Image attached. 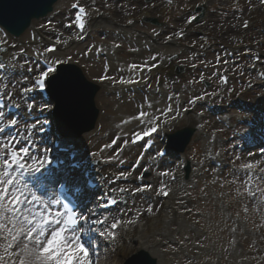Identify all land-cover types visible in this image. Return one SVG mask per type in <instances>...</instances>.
Instances as JSON below:
<instances>
[{"label":"rangeland","instance_id":"rangeland-1","mask_svg":"<svg viewBox=\"0 0 264 264\" xmlns=\"http://www.w3.org/2000/svg\"><path fill=\"white\" fill-rule=\"evenodd\" d=\"M72 1L66 0L63 5L55 8V13L60 11L63 13L55 20L53 27L47 19H44L42 23L35 21L33 26L41 28L46 35L49 34L47 32L49 28L62 27L64 23L70 21L69 4ZM177 1L180 4L172 10L158 8L156 0H124L117 6L108 2L106 4L110 6V9H107L110 14L109 19L105 22H93L90 42L85 45H75L69 50H63L59 56L75 57V62H78L77 66L83 69L85 76L90 81L101 85V82L108 83V81H104L108 77L105 72V62L101 59L95 62L96 60L93 61L86 58L91 43H105L111 52V58H114L119 65H122L140 62V60L149 62L154 51L169 52L170 55H167V57H171L173 54L179 55L189 48L198 49L203 42L201 39L203 35L219 37L218 41L214 43V45L217 43V46H213L210 53L204 54L195 61L193 60L194 56L183 59V55L180 54L167 70L164 68L162 74L152 77L151 82L147 83L146 87L137 93L141 99L145 92L154 89L158 81L164 80L166 82L163 78L166 71L172 72L175 66H182L190 62L192 68H189L185 72V83L188 82L191 86L187 89L183 82L182 85L189 94V98H191L204 88L203 85L198 83L199 78L213 77L214 66L218 65L221 59L220 50L223 47L234 46L235 38L239 36L238 26L240 25V20L250 14L252 6L250 7L248 1H254V4H256L257 0H210L206 6L204 17L190 27L191 36L186 41L170 47L165 44V40L169 37H174L175 32L180 27L186 26L185 19L192 13L190 11L192 7L186 6L183 2L184 0ZM128 15L139 21L138 25L134 28V34H131V36L128 34L130 30L126 28ZM142 16L148 19L156 18L160 22H163V26H152L141 20ZM254 24V28L246 33L248 43L258 45L261 42V45L264 46V19L258 20ZM156 32L158 34H155ZM121 34L125 35L126 39L121 38ZM155 35H158V37L156 38ZM150 36L153 38V42H150L151 40L148 39ZM51 37L53 40L54 34ZM29 42L28 32L22 38H12L7 42L6 52L3 55L12 60L14 54H20V59L17 60V63L25 65V68L31 67L33 72L18 71L15 75L17 77L28 75L31 81L32 75L38 74L37 68L33 64L32 56L39 45L35 46ZM152 48H154V51L149 52L148 49ZM246 49V46H240L238 50L239 55ZM26 61L27 63L25 64ZM237 77H234V85L237 84L234 87H237V90L240 92L241 88L238 86L239 79ZM114 80L117 81L118 78L114 76ZM101 86L102 94L97 97V106L101 111V117H99L95 132L76 140L77 144L84 148L89 158H98V155L113 157L115 149L108 152L109 155H107L105 153L107 148L105 145L114 146L112 141L118 137L117 131L121 130L120 126L123 121L127 120L126 118H134L136 113L137 103L132 100L133 95L130 93L126 94L129 99H126L124 102L123 99L118 97L119 92L111 94L107 85L102 84ZM244 96L239 95L237 97L235 95L233 99H229L226 103L230 114L233 115L236 126L239 121L237 116L241 114L238 108L239 102L242 100L240 97ZM14 98L24 108V101L19 100L18 92ZM249 98H253L251 99V104L256 105V102H261L264 99V89L254 92ZM201 115L202 112L191 113L185 120L179 122L173 128H169V132L174 133L185 127L189 124L190 120L194 126L199 124V126H203L205 124V127L200 128L201 132L188 152L186 151V155L191 158L199 157L202 152V144L207 142V138L210 135L216 134L222 143L219 145V148H216L215 152H218L220 156L222 155L221 157L225 160L228 168L224 176H217L213 172L210 173L209 155L202 170L199 171L197 186L191 190L187 196V200L177 206V213L174 217L176 222L169 225L166 230L167 237L178 238L182 242L179 248H161L165 254L170 255L169 258L167 257L166 264H175V262H183L184 264H231L227 260L229 259L227 254L229 237L227 234L233 220L239 221L242 225V245L239 260L243 261L244 264H264L262 255V250L264 249V202H261L259 198L253 201L247 196L243 183L246 176L239 175V171H244L241 165L247 163H252L255 166L254 169L259 172V175H264V173H260L259 171L261 168H264V152H261L260 149L242 151L240 148L247 147L246 144L248 142V137L242 128L237 126L231 130H227L220 126L215 119L212 121L206 119V123L205 121L200 123L198 119ZM33 116L37 118L36 111L33 113ZM21 129L24 128L21 127ZM134 130V128L131 129L129 135ZM128 160L129 158L126 159V161ZM121 164L123 165V163ZM110 170H115V168H110ZM259 186L264 188V181L259 182ZM191 226L197 229L196 233L191 231ZM157 228L163 229L160 223L157 224ZM135 251V248L132 247L125 248L118 255L111 257L109 262L122 264ZM185 253L191 255V260L187 261L185 259Z\"/></svg>","mask_w":264,"mask_h":264},{"label":"snow or ice","instance_id":"snow-or-ice-1","mask_svg":"<svg viewBox=\"0 0 264 264\" xmlns=\"http://www.w3.org/2000/svg\"><path fill=\"white\" fill-rule=\"evenodd\" d=\"M73 7L78 8L74 23L82 33L85 30L89 13L79 4H74ZM192 19L194 20L195 17ZM188 22L191 23V20ZM245 27H247V22H245ZM2 51L4 49L0 48V52ZM54 51V46L44 50L48 53ZM37 55L44 56V53H37ZM17 59L14 56L8 63L0 59V134L7 132V135H0V264H91L90 250L87 245L93 242L92 233L96 231L92 226L104 225L108 217L102 220L93 218L95 217L94 210L81 209L78 205L67 201L66 197L54 198L49 195L52 191V184L45 183L46 180L59 183L62 191L65 187L79 189L76 199L81 203L87 199L83 187L73 179L71 171L68 170L77 169L75 157L69 150L68 158L72 163L68 165V169H65L63 161L54 162L51 148L40 147L37 140L33 138L34 134H43L47 131L51 123L48 118H36L33 122L27 123L19 119V112L10 118L8 112L5 111V109L19 110L21 108V103L14 98L17 92L19 100L24 101L27 118H31L34 109L40 116L51 111L50 102L37 105L34 98L30 101L25 98L30 93L43 92L46 87L51 88L64 79V74L57 71V65L70 62L71 58L65 61L45 56L46 70L40 71L38 75H32L31 81L28 75L19 77L15 75L18 71L33 72L31 67L25 68V65L17 63ZM153 59L156 58L153 57ZM130 67L133 71L141 70V66L136 64ZM64 73L69 74L66 87L71 92V70L65 69ZM223 79L227 82V77ZM138 82L131 78H121L118 81L122 85ZM206 95L208 94L195 97L190 103L202 100ZM149 107H151L150 103ZM172 111L173 108L169 105L168 112ZM134 119L147 124L148 127L143 132L134 133L136 139L132 143L158 133L159 117L147 111H140ZM21 127L25 129L23 134L19 132ZM117 139L119 137H116L112 143L115 144ZM128 143L129 141H124L125 146ZM110 146L105 145V147ZM118 155L119 152L110 159H116ZM159 155L163 156L164 153L160 152ZM254 167L252 163L241 165L246 176L243 182L245 193L249 197H258L261 202H264V188L259 186V182L264 181V175L257 174ZM259 171L264 173V168ZM128 175L123 172L119 174L125 179ZM161 175L168 176L170 173L165 171ZM172 178L175 179L174 176ZM151 188L152 185L149 184L134 190L120 188L113 191L121 193L131 191L135 195V193L145 192ZM170 191L171 189L162 183L157 194L168 196ZM104 198L110 204L117 203V199L111 195L101 199ZM97 206L107 207L108 204ZM151 210V208L148 209V211ZM122 223L123 221L115 219L109 228L100 230L99 235L103 238L115 239V230ZM128 223L131 224L133 221H128ZM85 237H88L87 241Z\"/></svg>","mask_w":264,"mask_h":264},{"label":"water","instance_id":"water-1","mask_svg":"<svg viewBox=\"0 0 264 264\" xmlns=\"http://www.w3.org/2000/svg\"><path fill=\"white\" fill-rule=\"evenodd\" d=\"M56 0H9L6 1L5 4L0 5V11L2 12L0 17V22L4 24L13 34L20 35L22 33L20 27L17 25V23H23V26L26 27L29 24L30 20V10L36 7H39L41 5L42 9H40V15H45L51 10V5ZM2 8L8 9L7 14L3 17V11ZM19 23V24H20ZM17 25V29L14 27ZM75 72L77 73V77L79 81H76V83L80 82L83 85L90 86L87 84V82L84 80V78L81 75V72L75 68ZM64 73V72H61ZM79 84V83H78ZM58 85L53 86V90L55 93L58 91ZM66 91V90H65ZM53 92V93H54ZM74 100L71 102L68 101V95L67 91L62 93L60 96L57 95L56 103H57V120L60 124L65 126V130H69L71 127V124L75 117V104L73 103ZM79 104L77 103V108ZM66 116H69L70 118H67ZM72 118V120H71ZM89 128H86L88 130ZM86 130H77L75 133V136H79ZM185 133H187L188 137L187 140L190 139V137L193 134L192 130H186ZM186 140V141H187ZM185 142V144H187Z\"/></svg>","mask_w":264,"mask_h":264},{"label":"bare ground","instance_id":"bare-ground-1","mask_svg":"<svg viewBox=\"0 0 264 264\" xmlns=\"http://www.w3.org/2000/svg\"><path fill=\"white\" fill-rule=\"evenodd\" d=\"M65 2H66V0H60V1L58 2V4L56 5V7H59V6L63 5ZM161 100H162V99H160V100L157 102V107L161 106V103H162ZM34 120H35V119H34ZM34 120H33V121H34ZM135 122H136V120H135ZM135 122H134L133 120H128V121H126L125 123H123V125H122V129L119 130V131L117 132V134H118V135H119V134L121 135V134L125 133L126 131H128L129 129H132L133 127H135ZM190 127H191V125H190ZM216 146H218V143L216 144ZM205 149H206V152H209V151H210V149H209L207 146H205ZM152 180L155 181V182H158V177H157V175L155 176V174H153ZM49 195H52V194H49ZM52 196L54 197V195H52ZM54 198H55V197H54ZM57 207H58V206H57ZM240 246H241V244H239L238 248H240ZM231 261H232V262H234V261L238 262L237 259H236V260H231ZM240 264H243V263H240Z\"/></svg>","mask_w":264,"mask_h":264}]
</instances>
